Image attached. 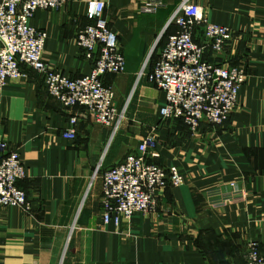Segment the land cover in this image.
Instances as JSON below:
<instances>
[{
    "label": "crops",
    "instance_id": "crops-1",
    "mask_svg": "<svg viewBox=\"0 0 264 264\" xmlns=\"http://www.w3.org/2000/svg\"><path fill=\"white\" fill-rule=\"evenodd\" d=\"M97 1L106 3L126 59L124 73L104 77L124 118L113 133L86 109H65L48 94L44 76L26 65L24 77L0 89V143L20 153L19 187L32 205L0 207V264H246L252 241L264 252V0H192L211 23L233 31L223 52L208 49L206 59L247 73L229 120L205 122L196 133L181 121L161 120L165 93L146 76L137 82L175 32L170 21L181 0H162L154 14L141 12L153 0H69L40 9L31 24L48 34L43 60L71 78L91 72L93 61L76 37L91 23L88 4ZM196 40L203 43L202 30ZM74 116L73 141L64 133ZM150 132L158 140L151 162L177 167L185 182L162 193L156 213L105 226L102 173Z\"/></svg>",
    "mask_w": 264,
    "mask_h": 264
},
{
    "label": "built area",
    "instance_id": "built-area-1",
    "mask_svg": "<svg viewBox=\"0 0 264 264\" xmlns=\"http://www.w3.org/2000/svg\"><path fill=\"white\" fill-rule=\"evenodd\" d=\"M68 2L0 0V89L9 80L24 77L22 67L26 65L44 76L48 94L65 109L84 108L98 124L116 133L124 114L117 109L115 90L105 84L104 77L124 73L126 59L117 34L105 18L106 3L88 4L87 17L91 23L76 37L84 57L93 61L89 74L71 78L43 60L48 34L33 27L31 21L38 10H57ZM163 5L162 0H153L141 6V12L154 14ZM170 24L176 27L175 32L168 37L152 71L145 73V65L137 82L146 76L150 84L165 93V104L159 110L161 120L181 121L193 133L205 122L223 125L238 106L247 73L240 67L211 63L206 59V51L222 53L233 31L211 23L204 9L192 0L179 2ZM199 30L204 34L203 43L196 40ZM77 123L76 116L70 119L71 127L64 133L65 138L77 139ZM157 147V137L150 132L122 163L103 171L101 202L105 226L114 223L119 228L138 214L156 213L162 193L184 184V175L177 167L166 169L151 162ZM24 177L20 153L0 143V207L31 210L27 193L19 187ZM231 188L237 191L236 184ZM246 264H264L259 242L249 243Z\"/></svg>",
    "mask_w": 264,
    "mask_h": 264
}]
</instances>
